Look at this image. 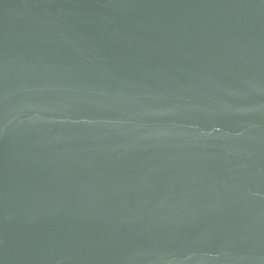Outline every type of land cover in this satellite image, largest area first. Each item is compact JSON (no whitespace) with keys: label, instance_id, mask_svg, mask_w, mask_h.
<instances>
[{"label":"water","instance_id":"obj_1","mask_svg":"<svg viewBox=\"0 0 264 264\" xmlns=\"http://www.w3.org/2000/svg\"><path fill=\"white\" fill-rule=\"evenodd\" d=\"M0 264H264V0H0Z\"/></svg>","mask_w":264,"mask_h":264}]
</instances>
